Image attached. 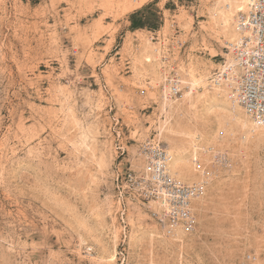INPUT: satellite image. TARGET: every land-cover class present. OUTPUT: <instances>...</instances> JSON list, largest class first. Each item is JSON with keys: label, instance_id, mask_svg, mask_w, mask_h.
Returning <instances> with one entry per match:
<instances>
[{"label": "rangeland", "instance_id": "1", "mask_svg": "<svg viewBox=\"0 0 264 264\" xmlns=\"http://www.w3.org/2000/svg\"><path fill=\"white\" fill-rule=\"evenodd\" d=\"M147 1L0 0V264H264V130L234 122L252 119L230 95L209 98L224 0H168L164 15ZM144 8L156 29H132ZM193 131L177 178L212 180L197 230L168 237L125 177L145 140L188 148Z\"/></svg>", "mask_w": 264, "mask_h": 264}, {"label": "built area", "instance_id": "2", "mask_svg": "<svg viewBox=\"0 0 264 264\" xmlns=\"http://www.w3.org/2000/svg\"><path fill=\"white\" fill-rule=\"evenodd\" d=\"M240 37L223 42L224 56L211 72L210 87L228 90L229 97L244 109L260 127L264 126V0H248V12L238 15ZM170 99L182 93L179 75H168L165 80ZM168 98V99H169ZM122 147V146H120ZM122 156L125 150L120 148ZM212 151V150H211ZM217 163L225 157L212 153ZM143 170L129 171L125 185L131 196L148 211L149 217L168 237L194 233L198 218L195 203L206 193L211 172L204 171L202 179L182 181L169 171L170 155L157 139H147L138 154Z\"/></svg>", "mask_w": 264, "mask_h": 264}, {"label": "bare ground", "instance_id": "3", "mask_svg": "<svg viewBox=\"0 0 264 264\" xmlns=\"http://www.w3.org/2000/svg\"><path fill=\"white\" fill-rule=\"evenodd\" d=\"M240 12H244V13L248 12V0H224L223 3H220L219 6H216L215 11H214V13H219L220 16L222 17L223 23L225 25V29L227 30L228 38L231 41H234V40H236V39H238L240 37V32H239V30L237 28L238 27V19H236V16H235V15H239ZM195 86H196V83L193 82V84L191 85L190 92L187 93V95H185L186 99L189 98L192 95V90L194 89ZM167 93H168V89H167ZM220 93H222V95H229L228 90H226L225 88H222V87L216 88L215 87L214 93L213 94L209 93L210 102L211 103L215 102L216 99H217V95L220 94ZM218 101H217V103H218ZM186 102H188V101H186ZM226 102H225V104H226ZM233 102L236 104L235 101H233ZM228 104H229V102H228ZM180 105L177 108L174 107L176 112H180L181 113ZM229 106L231 107L230 104H229ZM224 109H225V111H227L228 108H224ZM232 110H234L233 107H232ZM233 120L241 128H244V129H248L249 128L250 130L251 129L252 130L255 129V132L257 131L256 133H258L259 135H260V131L264 130V126L260 127L253 120H252V122H250L248 119H246L244 117H241V116H239L237 114H236V116L233 117ZM223 122H224V120H223ZM168 131H169L168 133L170 135L171 134H178V133H180V134L185 133V135H186V131H184V129L182 128L181 123L179 124V122L176 125H173V126L171 125L168 128ZM196 131H193V132H190L189 134H187L190 137L189 138L190 142H191L190 143L191 144L190 147H188V148L171 147V150L168 151L169 155H170L169 171L173 175H176V177L178 175L179 177H182L184 179V178L187 177V174L190 172L189 165H190L191 161H194V160L191 159V161H190V158L187 157V155L189 154V155H191V157H193L194 153L196 154V148H197V145H199V144H196V142L198 140V136H197V132ZM251 138H253V137H251ZM187 151H189L188 154H187Z\"/></svg>", "mask_w": 264, "mask_h": 264}, {"label": "trees", "instance_id": "4", "mask_svg": "<svg viewBox=\"0 0 264 264\" xmlns=\"http://www.w3.org/2000/svg\"><path fill=\"white\" fill-rule=\"evenodd\" d=\"M149 9L144 8L132 17V29H156L158 27L156 23L160 18L156 12L148 13Z\"/></svg>", "mask_w": 264, "mask_h": 264}, {"label": "crops", "instance_id": "5", "mask_svg": "<svg viewBox=\"0 0 264 264\" xmlns=\"http://www.w3.org/2000/svg\"><path fill=\"white\" fill-rule=\"evenodd\" d=\"M167 2H168V0H149L144 4V6L149 4V3H155V6L160 11L159 14L164 15L165 13L170 11V10H168ZM129 25L131 26V23H129ZM137 31H140V30H137ZM142 31H144V30H142Z\"/></svg>", "mask_w": 264, "mask_h": 264}]
</instances>
